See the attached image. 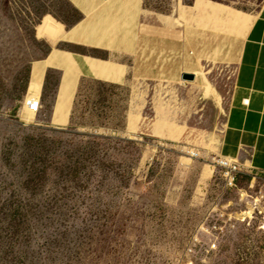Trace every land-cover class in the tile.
<instances>
[{"label": "rangeland", "instance_id": "374dc122", "mask_svg": "<svg viewBox=\"0 0 264 264\" xmlns=\"http://www.w3.org/2000/svg\"><path fill=\"white\" fill-rule=\"evenodd\" d=\"M145 1L149 47L92 52L124 65V79L78 81L59 115L63 74L48 71L31 117L32 69L63 35L56 20L78 14L66 0H0V264H264V224H224L239 198L213 168L241 40L264 0ZM198 1L242 19L207 18Z\"/></svg>", "mask_w": 264, "mask_h": 264}, {"label": "crops", "instance_id": "0c3cea01", "mask_svg": "<svg viewBox=\"0 0 264 264\" xmlns=\"http://www.w3.org/2000/svg\"><path fill=\"white\" fill-rule=\"evenodd\" d=\"M66 1L78 18L69 23L54 18L63 27V35L54 43L44 39L55 47L47 61L33 69V77L38 73L43 79L46 72L56 70L63 74L64 80L67 69L62 59L70 55L74 66L68 78L71 85L69 98L74 96L80 80L118 83L126 76L124 65L92 52H105L108 56L127 55L137 48L149 47L157 38V34L152 36L148 32L152 13L145 0ZM61 45L64 47H59ZM90 59L112 64L114 73L109 78L98 76L88 63ZM63 80L57 92L58 103ZM54 119L52 117L53 126L66 125L56 123ZM218 154L239 159L246 166L264 172V3L252 17L241 40L234 89Z\"/></svg>", "mask_w": 264, "mask_h": 264}, {"label": "built area", "instance_id": "2783aa9c", "mask_svg": "<svg viewBox=\"0 0 264 264\" xmlns=\"http://www.w3.org/2000/svg\"><path fill=\"white\" fill-rule=\"evenodd\" d=\"M24 106L34 114H38L42 109L40 99L37 100L29 96L25 99ZM193 158H198V155ZM213 168L215 175L222 183L224 194L237 193L239 198L236 204L238 212L233 215L234 218L228 216L224 224L231 228H234L230 225H234L235 222L261 221L264 224V172L246 166L239 159L222 156L213 159ZM241 183H244L242 188L239 187ZM214 212L217 213V211ZM220 217L224 216L221 214ZM210 230L219 231V228L216 225ZM209 242L208 251H216L218 249L216 238Z\"/></svg>", "mask_w": 264, "mask_h": 264}, {"label": "bare ground", "instance_id": "6f19581e", "mask_svg": "<svg viewBox=\"0 0 264 264\" xmlns=\"http://www.w3.org/2000/svg\"><path fill=\"white\" fill-rule=\"evenodd\" d=\"M196 8L197 10L204 16L208 17H214L215 15H218V12L224 13V17L226 18L225 21L228 24H233L235 22H240L242 19L241 13L239 11L233 10L231 8H220L215 5H210L209 3H202L198 1L196 3ZM82 22V21H81ZM79 24V23H78ZM71 31V30H70ZM69 33V32H68ZM67 33V34H68ZM111 37V36H110ZM85 58V57H84ZM87 59V58H86ZM63 64L65 68L67 69L65 79L61 88V93H60V101H59V106H58V114L62 115V111L64 110V107L68 104L67 101H69V94L68 92L70 91V83H69V76L71 73V70L73 69L74 62L71 59L70 55L64 56L63 59ZM47 61V60H46ZM89 65L91 66L92 70L100 77H107L109 78L110 75L114 73V68L111 67L110 65L105 62H97L95 60L90 59L89 60ZM47 64V63H46ZM50 64V62L48 63ZM52 67V66H51ZM116 67V66H115ZM121 68V67H120ZM59 69V68H58ZM122 69V68H121ZM33 70V69H32ZM120 71V70H119ZM122 72V71H121ZM32 74V73H31ZM79 75V74H77ZM45 76V75H44ZM31 80V79H30ZM44 80V79H43ZM78 80V79H77ZM102 80V79H101ZM111 80V79H110ZM62 83V82H61ZM76 86V84H75ZM42 77L38 73H36L33 77V80L30 84V91L33 92L32 95H29L30 98H34L39 100L40 96L37 95L40 93V90L42 89ZM74 88V87H73ZM73 94V93H72ZM59 99V98H58ZM57 103V102H56ZM71 104V103H70ZM25 112L28 113L31 117L34 116L35 114L31 112L27 107L24 108ZM29 116V117H30ZM55 117V116H54ZM60 117V116H59ZM32 119V118H31ZM56 122V121H55ZM58 122V121H57ZM58 125V124H57ZM196 154L190 153V158L195 156Z\"/></svg>", "mask_w": 264, "mask_h": 264}, {"label": "water", "instance_id": "95a60500", "mask_svg": "<svg viewBox=\"0 0 264 264\" xmlns=\"http://www.w3.org/2000/svg\"><path fill=\"white\" fill-rule=\"evenodd\" d=\"M183 79H184V81H194L195 75L193 73H184Z\"/></svg>", "mask_w": 264, "mask_h": 264}]
</instances>
